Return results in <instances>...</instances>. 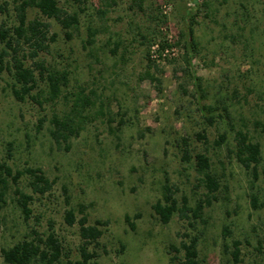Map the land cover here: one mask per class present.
<instances>
[{"label":"rangeland","instance_id":"rangeland-1","mask_svg":"<svg viewBox=\"0 0 264 264\" xmlns=\"http://www.w3.org/2000/svg\"><path fill=\"white\" fill-rule=\"evenodd\" d=\"M58 1L79 15L77 28L64 30L34 9L28 16L51 23L57 36L40 59L67 76L60 98L47 101L46 73L41 79L37 71L34 92L42 106L30 99L17 101L8 73L0 81V164L14 170L41 168L54 183L50 193L35 196L28 223L16 203L15 187L8 192L0 216V264H6L4 249L33 231L47 235L51 229L62 241L64 262L79 260L84 242L80 225L66 223L69 209L76 211L77 221L86 215L89 225L110 223L98 243L89 246L100 264H179L184 254L172 247L180 248L189 237L199 238L201 264H227L224 245L233 240L243 242L242 264H264V133L258 125L264 124V0ZM2 22L18 24L12 7L0 14ZM190 25L199 52L188 65ZM91 31L97 32L93 38ZM193 76L201 79L203 100ZM83 89L96 104L84 111L92 121L71 140L69 152L59 150L50 135L51 120L68 115ZM204 105L227 107L231 120L207 125L200 111ZM239 130L262 146L257 181L234 155ZM221 135L227 141L218 148ZM182 138L194 155L210 157L213 172L229 188L205 210L204 222L193 227L178 216L163 225L153 209L163 201L167 184L179 189L180 202L187 197L193 206L206 192L193 163L182 160ZM30 182L25 176L19 188L32 195ZM252 195L258 197L259 209L252 207ZM225 227L231 230L226 238Z\"/></svg>","mask_w":264,"mask_h":264},{"label":"trees","instance_id":"trees-1","mask_svg":"<svg viewBox=\"0 0 264 264\" xmlns=\"http://www.w3.org/2000/svg\"><path fill=\"white\" fill-rule=\"evenodd\" d=\"M87 0H75L78 4H85ZM197 4L199 0H194ZM11 7L17 18V25L9 27L5 22L0 24V44L4 48L0 51V81L2 75L8 73L12 83L10 89L13 97L19 102H25L27 99L36 101L42 106L34 92L39 88V79L37 71L41 79H44V74H47V82L49 87L47 101L54 102L60 98L62 88L68 86L67 76L58 71H51L46 66V62L40 59L42 53L49 52L51 45L56 42L57 36L52 34L51 23L40 18L29 20L28 12L30 9L39 11L41 16L47 20H55L64 30H72L80 25L79 15L70 13L59 5L58 0H0V14H6ZM97 32L90 33V37H95ZM68 38L71 34L67 33ZM189 38L185 55V60L188 65L197 53L199 46L196 42L194 29L190 25L189 31L186 34ZM185 37L181 35V39ZM160 50H165V47L160 46ZM115 53V51H114ZM193 53V55L191 54ZM191 54V55H190ZM151 57V55L149 54ZM190 56V57H188ZM32 61L33 65H28V61ZM152 66L154 63L151 61ZM158 69V68H157ZM194 78V85L200 93V99L203 100V89L200 84L201 79ZM155 81V78H151ZM86 90H81L77 96L73 108L68 115L55 116L51 120L52 129L50 131L51 138L59 150L69 152L71 150V140L78 138L84 130L86 123L91 122L92 118L84 114L89 107H95V101L86 95ZM202 116L205 118L206 124L214 126L217 120H231L230 113L227 107H213L204 105L200 109ZM102 114V111L99 112ZM45 119L40 121L39 129L42 130ZM264 133V124H258ZM197 137L205 143H208V138L205 134H199ZM182 160L186 164H192L195 172L198 174L199 186L205 189V194L200 198L195 205H191L187 197H183L182 202L176 198L179 189L174 185H165L163 192V201H158L153 207L156 215L159 217L163 225H168L174 217L178 216L182 221H188L190 226H194L197 222H204L205 210L219 202L218 194L222 190L229 191L228 186H224L222 179L218 177L212 169L210 157L205 153L193 154L188 141L182 138ZM226 135H221L219 140L215 142L216 147L220 148L226 143ZM236 148L234 155L237 161L249 172L254 181L259 180V165L262 161V146L254 142L249 134L243 130H239L235 134ZM233 153V152H232ZM25 176L31 178L30 187L32 195L23 192L19 188L20 181ZM15 187L14 194L16 203L23 215L24 221L28 223L33 217L32 204L35 201V196H45L50 193L54 187V183L46 176L41 168L27 167L22 170H14L7 163L0 164V216L8 205L7 194ZM252 207L259 209V199L257 196H251ZM69 204V202H68ZM86 208L80 206L79 212L85 214ZM68 226L72 227L76 223L80 225V236L84 242L80 248V259L76 261L68 260L64 262V247L55 230L47 235H41L33 231L29 237L18 242L9 249L2 251L3 259L6 264H100L98 261L99 255L96 252H91L89 246L103 237V228L110 223L108 221H96L94 225H89V220L86 215L77 221L76 211L69 209L65 217ZM133 230H136L134 224L131 225ZM231 235L229 227L224 228V238ZM188 236V235H186ZM243 242L241 240H233L232 244L224 245V252L227 256V264H242L243 263ZM178 254L183 253L184 256L179 264H201L199 251V238L189 237L187 241L181 243L180 248L172 247ZM176 261L177 258H172Z\"/></svg>","mask_w":264,"mask_h":264}]
</instances>
